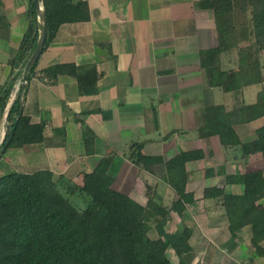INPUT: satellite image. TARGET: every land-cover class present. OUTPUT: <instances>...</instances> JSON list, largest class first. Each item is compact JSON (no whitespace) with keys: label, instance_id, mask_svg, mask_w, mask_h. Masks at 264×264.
I'll return each instance as SVG.
<instances>
[{"label":"crops","instance_id":"obj_1","mask_svg":"<svg viewBox=\"0 0 264 264\" xmlns=\"http://www.w3.org/2000/svg\"><path fill=\"white\" fill-rule=\"evenodd\" d=\"M85 1L89 21L59 28L27 86L24 114L31 124L45 125L44 138L38 144L8 149L0 162V166L7 164L3 172L6 168L26 174L47 170L55 179L80 184L104 157H111L108 174L114 179L113 188L145 206L146 182L157 187L161 202L163 193L172 196L171 202L177 196L166 183L165 165L142 170L129 160L131 153L168 162L179 153L202 150L204 159L187 164V192L196 203L188 206L186 220L176 217L168 226L173 224L177 232L192 225L191 246L198 264H264V257L257 256L251 244V229L233 237L224 209L216 200L204 199L209 187L241 194L244 186L227 183V176L261 170L263 158L259 154L234 158L219 137L200 138L197 133L206 108L223 105L232 110L256 103L264 89V52L260 54L263 81L225 93L218 85L207 84L201 67L200 52L219 47L213 11L198 6L205 0ZM28 11L29 0H0V93L20 71L10 62L29 27ZM252 41L249 36L239 48ZM56 65L96 66L97 93L82 96L77 79L68 75L54 83L39 76ZM239 65L237 49L222 53L223 70H237ZM263 126L264 117L240 125L237 131L248 142ZM6 129L4 119L0 146Z\"/></svg>","mask_w":264,"mask_h":264},{"label":"trees","instance_id":"obj_2","mask_svg":"<svg viewBox=\"0 0 264 264\" xmlns=\"http://www.w3.org/2000/svg\"><path fill=\"white\" fill-rule=\"evenodd\" d=\"M241 1V5L239 4ZM205 0L198 6L214 13L219 35V47L200 52L201 67L207 84H216L225 93L239 92L246 86L261 83L260 54L264 52V0ZM48 20L47 50L59 28L68 23L89 21V5L85 0H42ZM241 12L248 18H236ZM29 27L21 41L11 66H20L13 82L0 93V122L6 118L7 130L0 146V162L17 119L19 125L7 150L40 143L45 125L31 124L24 114L26 90L37 73L38 62L31 69L23 91V71L35 51L38 38V15L29 0ZM251 26H250V25ZM250 26V27H248ZM242 27V28H241ZM252 37L244 48L240 43ZM237 49L240 65L237 70H223L222 53ZM42 53V54H43ZM61 75L78 81L82 96L97 93L100 78L96 66L56 65L40 74L56 82ZM19 89L9 106L14 83ZM23 100V104L20 102ZM105 114V112H102ZM264 117V89L256 103L227 110L223 105L206 108L203 124L197 129L200 138L217 136L227 153L234 158L259 154L264 160V126L256 130L255 139L244 142L237 129L240 125ZM87 133L92 131L85 127ZM6 150V151H7ZM202 150L179 153L165 162L161 157L131 153L129 160L142 170L148 166L165 165L166 183L177 199L170 206L163 204L153 187L146 182L152 195L145 206L113 188L114 179L108 170L111 157H104L91 174L83 177L81 185L71 182L66 197L58 189L51 171L32 174L11 171L0 176V264H173L167 252L171 249L178 264L195 263L196 253L191 246L193 227L169 233L166 226L174 218L186 220L187 208L196 203L187 192L190 175L187 164L204 159ZM227 183L244 186L242 194L226 193L209 187L204 199L216 200L229 222L234 237L250 228L251 244L256 255L264 257V168L239 176H227ZM187 222H189L187 220ZM253 262V261H252Z\"/></svg>","mask_w":264,"mask_h":264},{"label":"water","instance_id":"obj_3","mask_svg":"<svg viewBox=\"0 0 264 264\" xmlns=\"http://www.w3.org/2000/svg\"><path fill=\"white\" fill-rule=\"evenodd\" d=\"M37 15H38V28H39V38H38V42H37V46L35 51L32 53L30 59L28 60L24 71H23V91H22V95L24 93L25 90V85L27 84V78L28 75L31 71V69L33 68V66L38 62L39 58L41 57L43 50L45 48L46 42H47V38H48V20H47V15L42 7V0H33ZM20 104H23V100H21ZM24 106L22 105V110H23ZM19 121H20V117L17 119L15 126L13 128V131L10 135V137L8 138V141L6 143L5 148L2 150L1 154H4L7 150L8 145L11 143L13 136L17 130V127L19 125Z\"/></svg>","mask_w":264,"mask_h":264},{"label":"rangeland","instance_id":"obj_4","mask_svg":"<svg viewBox=\"0 0 264 264\" xmlns=\"http://www.w3.org/2000/svg\"><path fill=\"white\" fill-rule=\"evenodd\" d=\"M239 1V0H238ZM239 4L241 5V1H239ZM236 18H239V19H241V21H243V20H246L248 17L247 16H245L244 14H242L241 12H239V10H238V13H237V16H236ZM242 18H243V20H242ZM250 25V24H249ZM251 26V25H250ZM250 26H248V27H250ZM263 62H264V58H263ZM264 65V64H263ZM18 85V84H17ZM17 89H19V85L17 86ZM15 90V91H13V93H12V95L11 96H13V97H11V99H12V101L14 100V99H16V96H17V93H18V90ZM10 99V100H11ZM226 104H228L227 102H225ZM5 120H6V118H5ZM8 129V128H7ZM6 129V130H7ZM217 153H220V151H217ZM226 164L228 163V166L230 165V162H225ZM2 164H3V167H2ZM4 165L5 166H7V164L5 163V162H2L1 163V166H0V176L1 175H4V174H7V173H9V172H11L12 171V169L11 168H9L8 170H7V168H6V171L5 172H3V168H4ZM243 171V170H242ZM55 180H59L58 181V189L60 190V192L62 193V194H64L66 197H70V195L68 194V187H69V185H71L70 183V181H68L67 179H55ZM74 183V182H73ZM75 184H77V185H81L82 183H80V184H78V183H75ZM157 190V187L156 186H154L153 187V190ZM147 189H145V193H146V195H147V198H149L151 195H152V193H149L148 192V190L146 191ZM222 190V189H221ZM156 192V191H155ZM244 191H242V193H243ZM149 193V194H148ZM241 193V194H242ZM163 196H164V198H163V201L167 204V206H170L173 202H171V199H172V196L171 195H169L168 193H163L162 194ZM163 202V203H164ZM261 204H263L264 205V199H262L261 201ZM164 203V204H165ZM166 229L168 230V231H173V232H175V226L172 224H170L169 226H168V224H167V226H166ZM205 239L204 240H207V238L206 237H204ZM207 242V241H206ZM167 254H168V257L170 258V260L172 261V263L173 264H178V258L176 257V255L174 254V252L170 249L168 252H167ZM220 261V260H219ZM197 261L195 260V263H196ZM204 263H205V261H204ZM209 264V263H208ZM213 264H217V263H213Z\"/></svg>","mask_w":264,"mask_h":264}]
</instances>
